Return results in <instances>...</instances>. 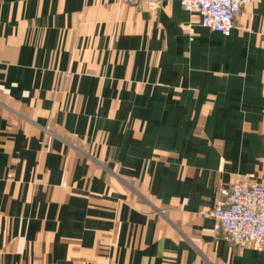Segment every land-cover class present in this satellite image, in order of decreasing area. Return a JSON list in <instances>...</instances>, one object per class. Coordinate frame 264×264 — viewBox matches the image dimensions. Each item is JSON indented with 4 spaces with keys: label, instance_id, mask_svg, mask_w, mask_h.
I'll list each match as a JSON object with an SVG mask.
<instances>
[{
    "label": "crops",
    "instance_id": "crops-1",
    "mask_svg": "<svg viewBox=\"0 0 264 264\" xmlns=\"http://www.w3.org/2000/svg\"><path fill=\"white\" fill-rule=\"evenodd\" d=\"M264 184V0L229 35L165 0H0V264H264L213 231Z\"/></svg>",
    "mask_w": 264,
    "mask_h": 264
},
{
    "label": "built area",
    "instance_id": "built-area-1",
    "mask_svg": "<svg viewBox=\"0 0 264 264\" xmlns=\"http://www.w3.org/2000/svg\"><path fill=\"white\" fill-rule=\"evenodd\" d=\"M134 2L136 0H123ZM155 10L165 0H144ZM253 0H180L184 10L197 14L211 30L229 35L244 5ZM213 231L236 245H264V184L242 180L220 188L213 210Z\"/></svg>",
    "mask_w": 264,
    "mask_h": 264
}]
</instances>
